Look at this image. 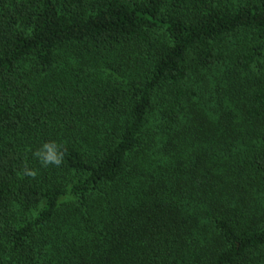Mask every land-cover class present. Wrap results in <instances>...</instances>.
I'll list each match as a JSON object with an SVG mask.
<instances>
[{"label": "trees", "instance_id": "16d2710c", "mask_svg": "<svg viewBox=\"0 0 264 264\" xmlns=\"http://www.w3.org/2000/svg\"><path fill=\"white\" fill-rule=\"evenodd\" d=\"M0 264H264V0H0Z\"/></svg>", "mask_w": 264, "mask_h": 264}, {"label": "clouds", "instance_id": "9594fccd", "mask_svg": "<svg viewBox=\"0 0 264 264\" xmlns=\"http://www.w3.org/2000/svg\"><path fill=\"white\" fill-rule=\"evenodd\" d=\"M33 156L38 160L42 167H59L64 161L65 152L62 145L55 141H49L45 142L39 149L34 151ZM24 174L27 176H35L36 171L26 166Z\"/></svg>", "mask_w": 264, "mask_h": 264}]
</instances>
